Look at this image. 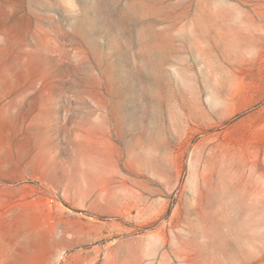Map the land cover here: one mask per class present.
<instances>
[{"label": "rangeland", "instance_id": "374dc122", "mask_svg": "<svg viewBox=\"0 0 264 264\" xmlns=\"http://www.w3.org/2000/svg\"><path fill=\"white\" fill-rule=\"evenodd\" d=\"M0 264H264V0H0Z\"/></svg>", "mask_w": 264, "mask_h": 264}, {"label": "bare ground", "instance_id": "6f19581e", "mask_svg": "<svg viewBox=\"0 0 264 264\" xmlns=\"http://www.w3.org/2000/svg\"><path fill=\"white\" fill-rule=\"evenodd\" d=\"M120 108V107H119Z\"/></svg>", "mask_w": 264, "mask_h": 264}]
</instances>
